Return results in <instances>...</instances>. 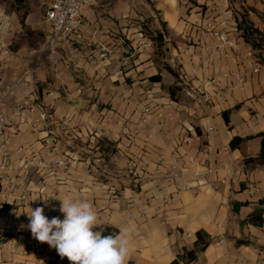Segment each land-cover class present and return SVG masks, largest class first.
<instances>
[{
	"label": "crops",
	"instance_id": "crops-1",
	"mask_svg": "<svg viewBox=\"0 0 264 264\" xmlns=\"http://www.w3.org/2000/svg\"><path fill=\"white\" fill-rule=\"evenodd\" d=\"M263 1L92 0V6L83 12L89 34L81 47H91L93 35L107 43L117 38L121 41L116 45V56L96 66L68 57L64 49L55 57L45 51L49 25L44 11L48 0H29L26 28L12 10V0H0V9L10 23L9 32L0 37L3 82L12 85L19 79L18 97L42 98L59 119L69 117L73 124L90 120L89 126H79L69 133L52 127L71 156L81 155V162L59 175L55 184L58 197L55 204L44 209V215L49 220H63L59 199L91 203L100 225L94 230L102 228L117 235L124 228L132 229L126 264H171L186 251L195 250L199 232L209 245L196 253L195 260L181 264H264V213L261 227L244 223L257 208L264 209V162L258 160L260 136L264 134V71L253 74L256 63L250 60H243L244 68L234 65L223 55L228 52L230 57L231 51L220 48L217 36L206 31L212 21L215 31L234 38L237 29L231 4L260 9ZM158 34L162 35L165 58L154 55L153 39ZM141 35L152 42V49L138 48ZM239 53L243 54V49ZM164 63L173 73L163 68ZM238 71L247 77L245 89L234 88L225 101L215 98L206 104L194 103L186 97L185 87L178 100L169 95L172 86L187 82L198 87L209 79H222L220 76ZM157 75L161 81H151ZM227 82L232 80L228 78ZM51 91L54 97L47 95ZM80 97L92 98L89 111L95 113L93 117L76 104L75 99ZM142 104L153 108L149 126L139 125ZM224 113H228V124ZM105 116L111 121L104 128V137L115 136V152L104 157L101 165H94L97 145L105 140L97 139L96 132ZM37 117V112L31 115L32 119ZM11 121L15 147H40L37 140L44 134H32L28 126L18 130L15 116ZM44 126L39 124L41 129ZM136 126L139 134L129 133ZM182 136L189 137V143L176 145V139ZM234 137L250 139L240 148L231 149ZM172 152L191 160L187 168L191 191L176 193L165 178L169 166L160 164L158 157ZM128 157L148 172L138 190L127 171ZM248 159L254 162L246 164ZM84 165L89 167L88 173ZM114 192L118 198L110 202ZM169 196L171 202L158 210L149 205L153 197L160 204ZM30 200L36 207L45 202L34 192ZM21 212L27 215L30 211ZM27 225L21 213L13 212L1 223L8 231L2 241L16 243L18 248L11 252V244L0 246V264H71L56 249L36 240ZM27 239L32 240L38 255L20 253L27 248ZM222 239L224 244L220 243Z\"/></svg>",
	"mask_w": 264,
	"mask_h": 264
},
{
	"label": "built area",
	"instance_id": "built-area-1",
	"mask_svg": "<svg viewBox=\"0 0 264 264\" xmlns=\"http://www.w3.org/2000/svg\"><path fill=\"white\" fill-rule=\"evenodd\" d=\"M90 6H92V0H48L45 6L44 19L50 27V32L45 34L44 45L49 56L55 57L60 54L61 49H64L68 52V57L87 61L96 66L103 65L116 56V45L121 42L118 38L112 43H107L98 40L93 35V45L87 49L81 47H84L85 35L89 34L84 24L82 10ZM9 30L10 23L4 10L0 9V37L8 33ZM206 31L217 36L220 48L231 51L232 55L230 57L228 52H224L223 55L225 58H230L234 65L244 68L245 62L243 60H250L256 63V66L252 69L253 74L264 71V67L255 58L253 49L245 43L243 38H230L224 32L215 31V25L212 21L207 23ZM137 46L139 49L144 50L153 48L152 42L143 35L137 40ZM240 49H243V54L239 53ZM221 77L222 79L218 77L209 79L198 87L188 84L181 77V80L186 82L184 85L186 97L197 104H206L215 98L219 101H225L234 88L238 87L244 90L247 84V77L240 71L233 74L227 73ZM228 78L232 80L230 84L227 82ZM20 83L21 81L17 79L12 85H6L0 74V225L9 219L11 212L21 213V219L29 223L28 215L23 214L21 211L29 212L31 208H37L30 200L32 192L46 199L44 205H41L44 209L55 204L58 197L55 184L59 181V175L68 172L81 162V155L71 156L63 139L52 132V127H56L64 133H69L73 129L79 128V126L87 127L90 125V120L86 118L83 119V122L79 121L77 124H73V119L69 117L59 119L53 108L45 104L42 98L18 97L17 88ZM47 95L54 97L55 93L51 91ZM140 108L139 125L149 126L150 118L154 113L153 108L146 104H142ZM34 112L38 113L36 120L31 118ZM12 116L18 119L16 123L18 130L23 126H28L32 134H44L37 140L40 145L39 148L26 149L23 146H14ZM110 121L111 117L107 116L101 120L99 123L101 129L96 132V138H105L103 141L113 144L115 141L114 135L110 134L104 137V128L109 125ZM39 124L45 126L41 129ZM130 132L138 135L139 127L136 126ZM147 137L152 138V135H147ZM189 141V137L182 136L178 137L175 143L176 145H184ZM96 151L98 157L94 158L93 164L101 165L105 157L104 152L98 145ZM128 158L127 171L132 179L133 187L138 190L148 176V172L145 167L139 166L133 158ZM158 160L160 164L169 166L165 178L173 184L176 193L191 191L189 185L191 177L187 173L191 160L179 157L174 152L167 155L160 153ZM84 171L88 173L89 167L87 165H84ZM117 198L118 193L114 192L111 195L110 202ZM155 202H157V198L149 199V205H153L152 208L158 210L161 206L171 202V196L163 199L160 204ZM7 234L8 231L0 226V246L5 248L11 244V252H14L13 249L17 247L16 243L2 241L7 237ZM25 243L27 248L20 251L21 254H39L31 239H27ZM220 243L224 244L225 242L222 239Z\"/></svg>",
	"mask_w": 264,
	"mask_h": 264
},
{
	"label": "clouds",
	"instance_id": "clouds-1",
	"mask_svg": "<svg viewBox=\"0 0 264 264\" xmlns=\"http://www.w3.org/2000/svg\"><path fill=\"white\" fill-rule=\"evenodd\" d=\"M46 201V199H44ZM63 220L44 215V208H31L28 229L41 243L56 249L61 258L71 264H126L130 253L131 228L122 229L117 235H104L98 226L97 215L91 203L59 199Z\"/></svg>",
	"mask_w": 264,
	"mask_h": 264
},
{
	"label": "trees",
	"instance_id": "trees-1",
	"mask_svg": "<svg viewBox=\"0 0 264 264\" xmlns=\"http://www.w3.org/2000/svg\"><path fill=\"white\" fill-rule=\"evenodd\" d=\"M6 1V0H3ZM29 0H12V4H11V8L13 11H15L16 13H18L21 17V24L24 28L25 27V18L26 15L29 12V7L28 4ZM155 41V47H157V51L156 54L159 55L160 53H162L160 50L162 49V43H163V39H162V35L158 34L154 39ZM169 72L173 73V70L168 67L165 66ZM151 81L153 82H160L161 78L159 75L152 77ZM182 87L179 85H175L172 86L170 88H168L169 91V95L171 97V99L173 100H178L181 92H182ZM228 113H224V117H225V122L228 124L229 123V118H228ZM262 138V142H261V152L259 155V161L264 162V134H262L260 136ZM250 138H240V137H234L230 143V147L231 149H236V148H240L246 141H248ZM98 146H100V149L104 152V156L107 157L109 152L111 151V153L115 152V148L114 145L105 141H100V143H98ZM112 147V148H111ZM250 162H254L253 159H248L245 161V163H250ZM264 213V209H259L257 208L249 217L247 220H245L244 223H249L252 225H255L257 227H261L263 224V218L262 215ZM104 235H113L115 236V232H111L109 230H105L103 232ZM197 237L198 240L195 243V250L193 251H186L185 252V256H181L178 257L176 260H174L171 264H181L182 262H191L193 260H195L196 258V253H198L199 251L204 250L208 245L209 242L204 240V235L203 233L199 232L197 233ZM239 244H243L242 241L238 242ZM128 264H135V263H128Z\"/></svg>",
	"mask_w": 264,
	"mask_h": 264
},
{
	"label": "rangeland",
	"instance_id": "rangeland-1",
	"mask_svg": "<svg viewBox=\"0 0 264 264\" xmlns=\"http://www.w3.org/2000/svg\"><path fill=\"white\" fill-rule=\"evenodd\" d=\"M230 9L233 10L231 18L232 20L236 21L235 28L237 29V31H235L234 38H243L245 43L253 49L255 58L258 59L262 65H264V7L260 9H257L252 6L238 8L231 4ZM84 10L85 8L82 10V13L84 12ZM48 32H50V27L47 28V33ZM153 49L155 53L154 55H157V47H154ZM160 51L162 53L157 55L158 58H165L164 51L162 49ZM165 66L168 65L165 64ZM165 66L163 68L169 72V70ZM180 86L183 89L185 87L184 85ZM179 97H181V94ZM75 101L78 107L81 108L84 112H86L90 117H93L95 115V113L91 114V112L89 111V107H91L93 104L92 98L80 97L76 98ZM65 104L67 110L69 111L70 100L67 99L65 101ZM109 153H111V151Z\"/></svg>",
	"mask_w": 264,
	"mask_h": 264
}]
</instances>
